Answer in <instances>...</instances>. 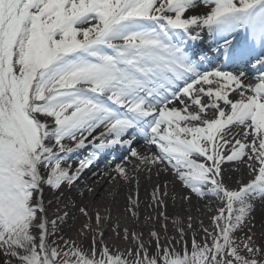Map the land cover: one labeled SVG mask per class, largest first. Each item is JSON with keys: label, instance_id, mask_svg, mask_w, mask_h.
Instances as JSON below:
<instances>
[{"label": "snow or ice", "instance_id": "1", "mask_svg": "<svg viewBox=\"0 0 264 264\" xmlns=\"http://www.w3.org/2000/svg\"><path fill=\"white\" fill-rule=\"evenodd\" d=\"M260 206L264 0H0V264H264Z\"/></svg>", "mask_w": 264, "mask_h": 264}, {"label": "bare ground", "instance_id": "2", "mask_svg": "<svg viewBox=\"0 0 264 264\" xmlns=\"http://www.w3.org/2000/svg\"><path fill=\"white\" fill-rule=\"evenodd\" d=\"M221 59L223 60L222 57H221ZM221 59L215 61V66L223 67V66H220L221 62H222ZM205 67H207L209 70H211L212 65L206 64ZM225 70L231 71L227 68H225ZM257 75H258L257 72H249L248 73L249 82H251V83L258 82L255 79V77ZM205 87H207V86H205ZM137 147L139 148L140 145H137ZM143 151L145 154L151 155L153 152L156 151V149L155 148H151V149L146 148ZM78 156H79V153H72L66 158L71 159V160H75L78 158ZM116 157L117 158L114 162H119V159H120L119 153L116 154ZM111 159H112L111 156H105L104 159L99 161V164H100L99 167L101 169H104L106 161L111 160ZM129 171L131 172V165H129ZM147 176H148V174H147V172H145L139 177V179H140L139 187H137L135 182H133L131 185H128L120 179H117L116 181L111 182V183L106 182L105 180L101 179L99 181L100 187H98V189H97L98 195L95 198L96 207L100 211V214L104 215V216L111 215L113 217L120 215L124 211L125 204H126V198L129 195L135 196L138 192L139 193V200H140L139 224L141 225V231H143L145 234H147V232L149 231V228L146 226L148 224L147 217L149 216L150 213L152 215H155V213H152V210L150 208H147V205L149 202L148 193L151 192V185L148 182ZM152 179L153 180L156 179L154 174H153ZM168 180H169V183L172 184L173 186L179 185V181L174 180L172 175H168ZM86 182H88L87 178H86ZM89 199H91V198H89ZM70 200H71V197H70ZM75 202H78V201H75ZM168 212L170 213V218L168 220V234H169V236H172L175 234V230L172 226L173 215L175 213H180L181 215H183V212L179 206H176L174 209L173 208V202L171 200H169ZM262 212H264V206L258 207L257 208V216L259 217V214ZM77 216H79L78 213H77ZM204 223L205 224L209 223L207 217H204ZM156 227L159 228L160 225L157 224ZM72 236L74 239L76 238L75 231L72 232ZM90 244H91V238H89V240L85 241L86 246H90Z\"/></svg>", "mask_w": 264, "mask_h": 264}, {"label": "rangeland", "instance_id": "3", "mask_svg": "<svg viewBox=\"0 0 264 264\" xmlns=\"http://www.w3.org/2000/svg\"><path fill=\"white\" fill-rule=\"evenodd\" d=\"M50 242H51V241H50ZM84 246H85L86 248L89 247V246H86V245H85V242H84Z\"/></svg>", "mask_w": 264, "mask_h": 264}]
</instances>
